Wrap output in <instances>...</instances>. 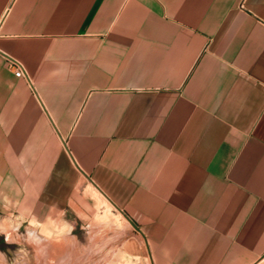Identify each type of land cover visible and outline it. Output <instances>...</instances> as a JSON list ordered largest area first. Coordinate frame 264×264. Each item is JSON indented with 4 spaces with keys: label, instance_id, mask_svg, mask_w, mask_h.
I'll return each mask as SVG.
<instances>
[{
    "label": "crops",
    "instance_id": "obj_1",
    "mask_svg": "<svg viewBox=\"0 0 264 264\" xmlns=\"http://www.w3.org/2000/svg\"><path fill=\"white\" fill-rule=\"evenodd\" d=\"M105 201L152 264H264V0H0V218Z\"/></svg>",
    "mask_w": 264,
    "mask_h": 264
},
{
    "label": "rangeland",
    "instance_id": "obj_2",
    "mask_svg": "<svg viewBox=\"0 0 264 264\" xmlns=\"http://www.w3.org/2000/svg\"><path fill=\"white\" fill-rule=\"evenodd\" d=\"M105 204L99 206L97 216L91 221L93 226H100L106 232L102 229L88 228L85 220L77 215L60 218L49 229H41L34 221H26L16 230L15 226L11 225L13 224L12 222L9 224L0 218V223L3 225L0 226V231L7 234V229L4 226L9 227L11 230L10 237L7 234L8 241L6 240L7 237L0 232V264H152L150 249L148 250L144 239L142 237L138 239L132 235V227L123 216L115 211L106 201ZM65 219L68 221L66 222ZM33 230L42 236L38 237L39 241L45 244L43 252H40L39 245L34 244L32 240L33 233H35ZM99 232L103 233V235L109 234L107 239L110 240L111 238V242L113 241L114 234L118 232L123 234L121 248L120 246H116V253L113 254V247L107 246L106 260L102 261L95 259L99 245L96 243L97 240L93 243V236H97ZM70 238H74L75 240V245L72 247L75 256L73 260L65 262L59 256V259L55 257L52 261L48 262L43 260L40 263L37 260L39 254L50 250L46 249L50 244L54 246L56 253L61 254L66 252L67 246L71 241ZM88 251L89 261L77 259V253L79 255L88 254Z\"/></svg>",
    "mask_w": 264,
    "mask_h": 264
},
{
    "label": "built area",
    "instance_id": "obj_3",
    "mask_svg": "<svg viewBox=\"0 0 264 264\" xmlns=\"http://www.w3.org/2000/svg\"><path fill=\"white\" fill-rule=\"evenodd\" d=\"M7 61L12 65L14 66L15 68V73H16V76L17 77H25L26 74H25V70L23 68V66L15 59L7 56Z\"/></svg>",
    "mask_w": 264,
    "mask_h": 264
},
{
    "label": "bare ground",
    "instance_id": "obj_4",
    "mask_svg": "<svg viewBox=\"0 0 264 264\" xmlns=\"http://www.w3.org/2000/svg\"><path fill=\"white\" fill-rule=\"evenodd\" d=\"M91 190V189H90ZM89 190V191H90ZM94 191V190H93ZM93 191H92V194H93ZM95 192V191H94ZM97 193V192H96ZM101 194V193H100ZM93 195H95V193L93 194ZM92 196V195H91ZM107 202V201H106ZM109 202V201H108ZM107 202V203H108ZM109 204V203H108ZM110 205V204H109ZM127 220V219H126ZM127 221H129V220H127ZM0 226H3L1 223H0ZM6 229H7V234H8V236L10 237V228L9 227H6V226H4ZM2 229V228H1ZM4 230V229H3ZM39 235H37L36 233H33V236H32V240H33V242H34V244H36V245H39V248H40V252H43L42 250L44 249V247H45V244H43L42 242H40L39 241V237H38Z\"/></svg>",
    "mask_w": 264,
    "mask_h": 264
},
{
    "label": "water",
    "instance_id": "obj_5",
    "mask_svg": "<svg viewBox=\"0 0 264 264\" xmlns=\"http://www.w3.org/2000/svg\"><path fill=\"white\" fill-rule=\"evenodd\" d=\"M130 222H131V224L134 226V228H135L136 230L140 231L139 228H138V226H137L133 221L130 220Z\"/></svg>",
    "mask_w": 264,
    "mask_h": 264
}]
</instances>
